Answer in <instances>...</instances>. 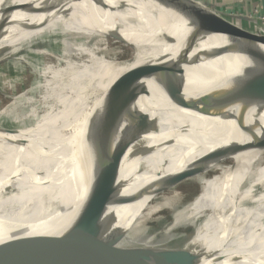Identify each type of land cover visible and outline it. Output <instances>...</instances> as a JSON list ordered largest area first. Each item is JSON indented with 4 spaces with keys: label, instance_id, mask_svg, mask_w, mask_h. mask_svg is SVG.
Instances as JSON below:
<instances>
[{
    "label": "bare ground",
    "instance_id": "1",
    "mask_svg": "<svg viewBox=\"0 0 264 264\" xmlns=\"http://www.w3.org/2000/svg\"><path fill=\"white\" fill-rule=\"evenodd\" d=\"M11 1L16 5L23 0ZM84 1L52 0L0 29V63L13 57L16 61L8 63L13 71L16 68L11 64L25 63L24 58L16 56L19 50H33L36 42H46L48 37L60 39L59 48L32 51L40 65L29 67L36 75L30 87L11 95L18 85L13 80L10 87L0 88V97L10 99L0 108V245L16 242V255L31 252L36 257L69 231L81 212L89 211L87 192L95 179L94 164L105 140L104 135L101 140V132L114 126L121 128L139 110L156 121V126L141 135L125 154L119 170L121 195L131 194L151 181L168 187L170 179L180 180L148 204L145 198L111 207L110 213L115 214L125 234L106 254L132 247L171 250L162 247L159 231L148 225H164L159 213L170 210L173 220L164 234L187 225L194 229L191 239L178 242L186 246L175 249H200L205 255L221 257L220 261L204 257L201 264H264V104H229L200 114L174 106L164 94L166 86L183 79L185 93L192 95L203 85L201 76L221 74L228 59L226 55L215 57V49L235 45L264 50V39L241 32L191 0H92L95 3L82 6ZM47 8L53 10L44 12ZM183 16L211 34L199 35ZM227 21L234 23L229 18ZM94 31L103 33L102 37L92 48L83 47L90 40L87 33ZM113 44L129 47L130 58L122 61V47ZM112 53L115 56H110ZM95 54L98 60H85ZM76 61L83 63L76 65ZM24 72L20 69L18 73L23 76ZM18 80L25 82L23 77ZM36 90L43 91L36 98L46 107L42 115L29 107ZM133 93L139 95L123 106L122 100ZM108 98L109 105L115 106L111 110L105 107L109 108ZM87 115L90 119L101 115L107 118L75 127ZM9 123L17 129L9 128ZM46 129L51 131L44 132ZM65 130L72 132L65 136ZM60 134L64 135L62 141L50 145ZM254 136L257 144L252 156L238 157L243 137L247 140ZM207 138L226 146L217 161L198 154L207 146L214 147V140L200 147ZM145 145L153 150L132 157ZM43 148L48 150L44 154L40 153ZM188 170L193 173L182 179ZM187 180L196 182L199 190L178 209L182 196L177 187ZM50 185L57 188L51 205L4 232L16 217L21 186ZM34 205L36 202L30 207ZM8 256L0 255V259Z\"/></svg>",
    "mask_w": 264,
    "mask_h": 264
},
{
    "label": "water",
    "instance_id": "2",
    "mask_svg": "<svg viewBox=\"0 0 264 264\" xmlns=\"http://www.w3.org/2000/svg\"><path fill=\"white\" fill-rule=\"evenodd\" d=\"M196 4L208 7L223 19L228 25L240 30L243 33L264 39V35L249 33L236 27L234 19L242 17H233L225 14H219L209 5L202 4L192 0ZM163 2L167 3L166 0ZM15 6L11 0H4L0 4V21ZM53 8H47L44 12H50ZM187 21L188 27L193 29L199 35L211 34V31L205 29L199 23L189 17L183 16ZM232 19L233 24L228 20ZM227 19V20H226ZM227 56L228 65L222 69V73L212 77L205 78L201 76L202 87L194 89L192 95L185 93V83L183 79H178L164 88V94L167 99L176 107L190 110L200 114L218 109L229 104L241 103L260 107L264 104V50L239 47L235 45L223 46L215 49V57ZM219 66V64H217ZM133 91H130L131 93ZM139 93L126 97L121 104H127L132 101ZM124 101V102H123ZM111 110L115 108L110 104V99L106 102ZM125 106V105H123ZM110 113L108 112L107 115ZM156 121L141 111L135 110L123 122V126L112 127L103 130L105 137L101 148L100 156L95 167L93 182L88 188V209L85 213L81 212L78 219L65 234L60 236L50 247L42 254L33 256L31 252L21 253L23 256L15 254L16 242L8 241L0 245V255H9L0 259V264H201L204 257L213 258L220 261L218 254L205 255L203 250L190 249H171L162 250L157 248H125L119 249L112 255H107L106 251L115 246L125 234L122 225L117 224L114 213L109 209L114 205H124L134 203L148 198L147 202L165 191L170 186L179 182L180 179H170L168 187H160L158 182L151 181L139 186L133 193L121 195L123 182L119 181V170L124 160V156L141 135L153 131ZM104 133V134H103ZM66 136V132H64ZM52 144L57 145L62 140L61 134ZM100 136V134H99ZM153 150V147L143 146L135 155H145ZM48 150L43 148L40 153L44 154ZM94 172V169H93ZM193 170H188L182 179L189 177ZM90 175V172H89ZM148 204V203H147ZM19 244V243H18ZM21 245V244H20ZM19 247V245H18ZM16 255V256H15ZM18 256V257H17ZM216 261V262H217ZM211 264H213L211 262Z\"/></svg>",
    "mask_w": 264,
    "mask_h": 264
},
{
    "label": "rangeland",
    "instance_id": "3",
    "mask_svg": "<svg viewBox=\"0 0 264 264\" xmlns=\"http://www.w3.org/2000/svg\"><path fill=\"white\" fill-rule=\"evenodd\" d=\"M108 1H111V0H108ZM196 2H198V1H196ZM102 35H103V33L98 32V31L87 33L86 36L90 40H88V41L86 40L85 43L82 44V46L83 47H87L88 46L89 48H92L94 45H96V39L102 37ZM45 40H47V41L46 42L45 41L36 42L34 44V46H33L34 49H38V48H42V47L52 48L54 46L56 48L60 47V45L58 44V42L60 40L58 36L48 37ZM109 40H110V42H113V40H111V39H109ZM118 45H120V44H116V45L113 44L111 46L115 47V46H118ZM100 46H102V45L99 44V47ZM120 46L122 47V54L119 56L120 59L122 61L129 59L130 56L132 55V50L129 47H126V46H123V45H120ZM120 46L117 47V48H120ZM117 48H114V49H117ZM33 50H31V49L29 50V48H26V49L19 50L17 52L16 56H21L22 58H24L25 63H22V64L19 63L17 65L11 64L13 67L16 68V70H14V71L12 70V68L10 69L9 65H8V63L10 64V63H12V61L15 60V59L13 60V57L5 58L4 61L0 63V73L2 72L0 74V88L1 89L3 87H6V88L10 87L13 80H14L13 82H17L18 81V85H17L18 87L17 86L14 87L13 86L14 84H12V87H14V88H13V90L11 92V95L12 94L14 95V94H17L19 91H22L25 86L30 87V85L36 81V75L31 71V69L29 67H31L32 65H35V63H36V65H38V64L40 65V62L37 59V57H35V54L32 53ZM95 55L96 56H94V57L93 56L90 57V59L87 56L85 58V60H98L99 56L97 54H95ZM110 56H115V55L112 53ZM81 63H83V62H80V61L77 62L76 61L75 64L77 65V64H81ZM20 69H23L25 71L24 72L25 74H22L23 76H20V74L18 73ZM3 72H5V73H3ZM4 74H5V76H4ZM19 77H23L24 78V81H25L24 84L25 85L21 84V80H18ZM26 80H27V82H26ZM41 93H43L42 90H36V92L33 95L34 96L33 97L34 98L33 99L34 102L32 103V105H29L30 108H34V110L36 111L37 115H42V113L46 111V107L41 105L40 101L36 99L38 96L41 95ZM24 100H28V99L25 98ZM9 101H10V99H5L3 97V95H1V97H0V108L2 106H5L7 103H9ZM39 108H41V109H39ZM40 112H41V114H40ZM101 116H97V117H95L93 119H90L89 115L83 116L81 118V120H79L78 124L75 125V127L80 125V124L91 125V124L95 123L97 120L100 121L101 118H104V119L107 118L106 115L102 116V117ZM98 117H100V118H98ZM8 127L11 128V129H17L16 125L11 124V123L8 124ZM57 129H60V128H57ZM51 130H56V128H53ZM51 130L50 129H46V130H44V132L51 131ZM41 131H43V130H41ZM65 132L70 134L72 132V130H65ZM234 136L236 137V134H234ZM213 140L215 141L212 144V145H214V147H208L207 146L205 151L198 152V154L200 156L204 157V159H206L208 161H217V160H219L221 155L226 150V146L220 145V143H218L217 140H215L214 138H207L200 147H202L205 144L206 141L208 143V142L213 141ZM242 140L243 141L240 140L241 141L240 142L241 146L239 147L238 152H237L238 157L243 159L246 156H248L250 158V156H252V154L254 153V150L256 149L257 138L254 136L252 138H247V140H246V137H243ZM249 142H250V144H249ZM248 145H249V147H248ZM21 188H22L21 192L23 191L21 193L22 195L19 196L16 199V201H17L16 204L18 203L17 204V208H16L17 212L14 213L16 215V217L14 218L13 221L9 222L4 227V229H3L4 232H7V231L11 230L13 227H16L19 223L24 222L25 220H27V218L29 219V217H31L32 214H34L38 209H40V210L47 209L48 206L51 205L52 198L57 195L56 194V189L57 188H54L51 185L50 186H37V188H24V187L21 186ZM177 189L180 191L181 196H182L181 200L178 203L177 208L181 209L188 202H190L193 199V197L198 193L199 187L196 184V182H194L193 180H189V181L187 180L185 183H183L182 185L178 186ZM54 192H55V194H54ZM59 197L61 199L64 196H59ZM21 200H22V204L20 203ZM32 202H36V205L30 207ZM29 209H30V211H29ZM159 214L164 220V225L161 226L159 224H156V222L149 223L148 225H149L150 228H152V230L159 231L158 239L160 240L159 242H161V244L164 245L162 247L167 248V249H175L176 247L182 248L183 246H186L184 242L183 243H178V242L181 241V240H184V239L186 241L191 239V237L193 236V233H194L193 227L189 226V225L183 226V227H177L175 229H172L170 231V234H164L165 231H166V227L168 226V224L170 222H172L174 214L170 210H164V211H162ZM259 217H260L259 215H256L255 218L259 219ZM50 229H51V225L48 226V228L46 229L45 233L46 234L49 233ZM178 244H180V245H178ZM180 248H178V249H180Z\"/></svg>",
    "mask_w": 264,
    "mask_h": 264
},
{
    "label": "crops",
    "instance_id": "4",
    "mask_svg": "<svg viewBox=\"0 0 264 264\" xmlns=\"http://www.w3.org/2000/svg\"><path fill=\"white\" fill-rule=\"evenodd\" d=\"M52 0H23L18 2L0 21V29L7 25L29 15L31 12L37 10L39 7L50 3ZM192 1V0H191ZM202 4H207L219 14L225 15H239L241 19H234L243 30L256 33V28H262V24L258 20L264 17V0H195ZM86 6L93 2L92 0H85ZM206 8V7H205ZM208 9V8H207ZM251 16L252 20L248 17ZM231 19V18H230ZM256 25H260L259 27ZM248 27V28H247Z\"/></svg>",
    "mask_w": 264,
    "mask_h": 264
},
{
    "label": "built area",
    "instance_id": "5",
    "mask_svg": "<svg viewBox=\"0 0 264 264\" xmlns=\"http://www.w3.org/2000/svg\"><path fill=\"white\" fill-rule=\"evenodd\" d=\"M231 16L235 17V16H237V15L232 14ZM237 17H239V15H238ZM248 18H249L250 20H252V17H251V16H249ZM258 20H259L260 23L262 24V28H256V32H258V33H263V34H264V17H260Z\"/></svg>",
    "mask_w": 264,
    "mask_h": 264
}]
</instances>
